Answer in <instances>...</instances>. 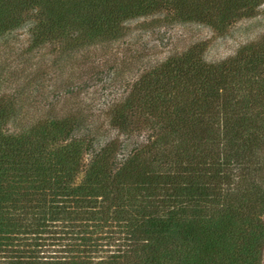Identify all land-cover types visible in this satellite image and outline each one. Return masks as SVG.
Segmentation results:
<instances>
[{
	"label": "trees",
	"instance_id": "16d2710c",
	"mask_svg": "<svg viewBox=\"0 0 264 264\" xmlns=\"http://www.w3.org/2000/svg\"><path fill=\"white\" fill-rule=\"evenodd\" d=\"M263 1L0 0V37L31 15L27 50L57 52L48 90L38 63L0 93L9 264H260L264 34L218 61L202 42L148 64L113 49L132 19L225 27ZM92 56L124 85L96 118L81 97Z\"/></svg>",
	"mask_w": 264,
	"mask_h": 264
},
{
	"label": "rangeland",
	"instance_id": "374dc122",
	"mask_svg": "<svg viewBox=\"0 0 264 264\" xmlns=\"http://www.w3.org/2000/svg\"><path fill=\"white\" fill-rule=\"evenodd\" d=\"M31 15L25 18V23L0 37V93L9 94L13 91V74H19L18 69L27 64V70H34L38 63L43 64L45 75L42 77L45 89L51 87L57 71L52 65L57 52L48 45L42 49L27 50L29 34L27 26ZM214 19V18H212ZM126 36L118 44L114 53L121 55L125 51L142 53L146 64L160 61L174 51H180L193 42H202L203 57L208 61H218L232 55L236 49L248 41H257L264 34V1L255 8L254 14L240 18L225 27H214L196 20H179L165 12L136 18L126 22ZM97 56L87 60L98 64L95 75L85 77L82 83L81 97L89 102L95 118L114 96L124 90L114 80L108 64L97 62ZM137 68V67H136ZM142 67H139V69ZM136 74V73H135ZM57 80V79H55ZM56 83L58 82L55 81ZM101 119V118H100ZM109 131L108 134H114ZM13 261V252L0 251V264ZM260 264H264V246L261 251Z\"/></svg>",
	"mask_w": 264,
	"mask_h": 264
}]
</instances>
